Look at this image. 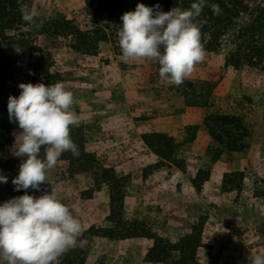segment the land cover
<instances>
[{
    "label": "rangeland",
    "instance_id": "374dc122",
    "mask_svg": "<svg viewBox=\"0 0 264 264\" xmlns=\"http://www.w3.org/2000/svg\"><path fill=\"white\" fill-rule=\"evenodd\" d=\"M252 5L264 0H249ZM85 0H26L35 10L38 25L52 18H71ZM155 8V6H148ZM160 11L167 12L159 8ZM122 20L113 16L79 21L80 28L95 38L99 26L107 39L97 41L95 54L76 50L78 43L69 32L59 34L33 32V44L43 50L50 70L59 74L58 82L74 95L73 110L81 124L90 119L85 129V146L103 158L123 178L124 211L128 218L142 220L148 228L174 239L202 220V240L210 244L218 256V264H251L258 254H264V199L258 193L264 180V62L257 66L233 68L225 63L231 48L228 37L215 51L205 49V59L179 87L160 80L159 65L150 60L124 63L118 45V30ZM202 42V41H201ZM203 44V42H202ZM79 45V43H78ZM3 53L13 62L5 80L8 96H19L20 83H41L33 73V64L40 58L38 48L2 45ZM236 115L246 130L230 129L239 150L225 149L217 159L210 154V135L203 122L210 120L216 134L226 138L218 119L210 115ZM196 123L193 140L189 124ZM166 131L173 134L178 147L176 156L182 168L173 163L156 165L158 156L147 147L141 133ZM20 128L13 137L0 129V141H9L14 148ZM209 172L198 192L188 179L197 169ZM242 172L241 184L235 179L223 186L225 172ZM47 183L34 196L52 189L83 224L107 227L108 186L102 182L95 189L93 176L80 173L70 177L62 160L47 173ZM10 196L5 183L0 182V204ZM147 237L109 238L101 234L90 238V250L85 264H161L144 259L151 245ZM199 247L198 260L207 257ZM0 264H4L0 260Z\"/></svg>",
    "mask_w": 264,
    "mask_h": 264
},
{
    "label": "trees",
    "instance_id": "16d2710c",
    "mask_svg": "<svg viewBox=\"0 0 264 264\" xmlns=\"http://www.w3.org/2000/svg\"><path fill=\"white\" fill-rule=\"evenodd\" d=\"M193 0H85L82 7L73 10L72 17L52 18L38 23H27L21 17L20 7L26 5V0H0V129L8 137H13V131L19 128L18 123L10 121L8 115V98L6 93L5 80L8 69L13 62L11 56L3 53L2 45L28 46L38 48L39 59L33 64V73L41 83L54 84L59 80V74L50 70V64L46 61L43 50L33 44V32L59 34L69 32L75 35L77 42L72 44L76 50L85 49L91 54L96 53L97 41L107 39V34L96 26L93 33L95 38L89 36L79 26L81 19L95 21L103 19L104 16L117 17L128 11H134L138 3L146 6H156L170 11L179 7L187 9ZM208 4H216L221 9L219 15H214L210 7L205 6L200 17L201 41L206 50L215 51L221 47L223 41L229 38L231 48L225 57V63L233 68L241 65L257 66L264 62V5H252L249 0H208ZM211 120L218 119L226 122L222 124L225 135L216 134L213 124L205 119L203 124L211 138L210 154L213 160L217 159L225 149L239 150L243 144H236L231 137L230 129L241 128L246 130L241 118L236 115H210ZM89 124L72 126L70 135L78 146L79 155L73 156L71 152H65L58 160H62L65 173L75 177L80 173H90L93 176L95 189L104 182L108 186V213L106 219L111 222L110 226L95 227L89 226L80 237V246L68 251L60 257L58 264H85L87 254L90 250V238L93 235L101 234L109 238L147 237L151 239V245L147 248L144 259L161 264H218V256L211 252L210 244L202 240L203 221L199 220L191 224L188 232L176 235L174 239L164 233H157L146 226L137 218H128L124 211L123 178L115 174L113 168L103 159L97 157L85 146V129ZM198 124L193 123L187 126L191 131L185 141L194 138ZM0 141V175L7 176L5 183L10 199L25 194L35 195V189L19 191L15 190L12 179L18 175L21 157L13 155L14 148H10L9 141ZM144 144L154 152L159 160L156 165H163L164 162L173 163L176 167L182 168L183 161L176 156L178 142L175 137L166 131H144L141 133ZM41 158L44 150L41 149ZM209 177V172L202 168L197 169L190 182L196 191H200L202 184ZM242 172H225L222 177L223 186L235 179L241 184ZM259 195L264 199L263 186L258 189ZM264 224V223H263ZM199 247L207 250L208 256L205 262L197 259L196 253Z\"/></svg>",
    "mask_w": 264,
    "mask_h": 264
},
{
    "label": "clouds",
    "instance_id": "9594fccd",
    "mask_svg": "<svg viewBox=\"0 0 264 264\" xmlns=\"http://www.w3.org/2000/svg\"><path fill=\"white\" fill-rule=\"evenodd\" d=\"M205 6L214 15L221 12L208 0H193L187 9L175 7L167 12L160 11L159 5L152 8L138 3L134 11L121 16L118 45L122 61L156 62L160 80L179 87L205 59L198 21ZM20 12L25 22H34L35 10L22 5ZM18 87L19 96L10 95L7 104L10 121L22 130L13 152L22 162L12 184L17 191H39L47 183L46 173L63 153L79 155L70 131L82 121L73 110V93L62 82L47 86L22 82ZM0 182L7 183V176L0 175ZM84 231L55 190L40 196L25 191L0 204V260L4 264H58L61 256L80 246ZM251 264H264V254L254 256Z\"/></svg>",
    "mask_w": 264,
    "mask_h": 264
},
{
    "label": "crops",
    "instance_id": "0c3cea01",
    "mask_svg": "<svg viewBox=\"0 0 264 264\" xmlns=\"http://www.w3.org/2000/svg\"><path fill=\"white\" fill-rule=\"evenodd\" d=\"M171 134V133H170ZM171 135H173V134H171ZM189 180V182H190V179H188ZM191 183V182H190ZM207 260V257H204L203 259H201L200 261H202V262H205Z\"/></svg>",
    "mask_w": 264,
    "mask_h": 264
}]
</instances>
